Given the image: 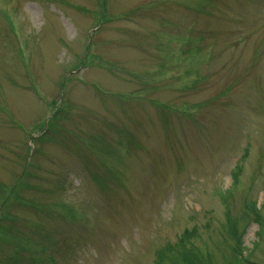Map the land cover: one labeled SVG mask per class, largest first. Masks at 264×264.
<instances>
[{
	"label": "rangeland",
	"instance_id": "obj_1",
	"mask_svg": "<svg viewBox=\"0 0 264 264\" xmlns=\"http://www.w3.org/2000/svg\"><path fill=\"white\" fill-rule=\"evenodd\" d=\"M0 214V264H264V0H0Z\"/></svg>",
	"mask_w": 264,
	"mask_h": 264
},
{
	"label": "trees",
	"instance_id": "obj_2",
	"mask_svg": "<svg viewBox=\"0 0 264 264\" xmlns=\"http://www.w3.org/2000/svg\"><path fill=\"white\" fill-rule=\"evenodd\" d=\"M54 106H56V104ZM60 113L57 115L55 119V123L57 122V119ZM44 137L45 136H43L42 139H44ZM19 197L20 195L17 194L16 198H19ZM246 214L247 213L243 214L241 218L239 219L241 222H246L247 219L249 218V216H247ZM6 220L7 219L5 218V215L3 214L2 217H0V226H2ZM249 220H252V219H249ZM253 220L258 224L260 233L264 232L263 219L259 215L255 214L253 216ZM236 225L238 227L237 223ZM230 227L234 228L235 225H230ZM229 235H230L231 241L234 242V245L233 246L229 245L232 249L231 254L227 257L225 255L223 256L224 264H249L250 254L247 256L248 258H246L247 262L242 259V252L244 249L242 248L241 238L243 235L238 234L239 236H237L233 233V231H229ZM180 242L182 245L187 243L188 250L180 254L178 253L177 254L175 253L162 254L161 253L159 254L160 262L158 264H218V263H213V256L211 254H209V257H207L208 259L205 260L204 256L202 255V252L197 247H195L193 244H191L192 241L189 240L188 236H184L183 238H181ZM172 249L169 251L174 252L175 249L173 250Z\"/></svg>",
	"mask_w": 264,
	"mask_h": 264
}]
</instances>
